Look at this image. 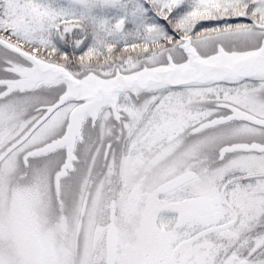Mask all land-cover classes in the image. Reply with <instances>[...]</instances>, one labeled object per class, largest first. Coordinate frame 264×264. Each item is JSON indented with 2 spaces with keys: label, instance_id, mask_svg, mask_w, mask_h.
<instances>
[{
  "label": "snow or ice",
  "instance_id": "6c2138e0",
  "mask_svg": "<svg viewBox=\"0 0 264 264\" xmlns=\"http://www.w3.org/2000/svg\"><path fill=\"white\" fill-rule=\"evenodd\" d=\"M0 264H264V0H0Z\"/></svg>",
  "mask_w": 264,
  "mask_h": 264
}]
</instances>
